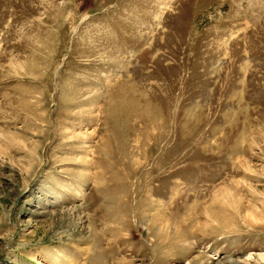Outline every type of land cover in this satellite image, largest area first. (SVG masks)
<instances>
[{"label": "rangeland", "instance_id": "1", "mask_svg": "<svg viewBox=\"0 0 264 264\" xmlns=\"http://www.w3.org/2000/svg\"><path fill=\"white\" fill-rule=\"evenodd\" d=\"M264 0H0V264H264Z\"/></svg>", "mask_w": 264, "mask_h": 264}, {"label": "bare ground", "instance_id": "2", "mask_svg": "<svg viewBox=\"0 0 264 264\" xmlns=\"http://www.w3.org/2000/svg\"><path fill=\"white\" fill-rule=\"evenodd\" d=\"M262 257H264V255H262Z\"/></svg>", "mask_w": 264, "mask_h": 264}]
</instances>
